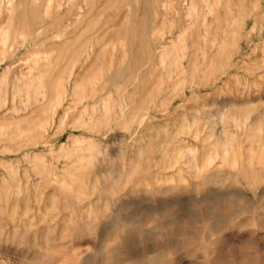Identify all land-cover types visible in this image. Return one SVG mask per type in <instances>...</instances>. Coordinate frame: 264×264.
<instances>
[{
    "label": "rangeland",
    "instance_id": "obj_1",
    "mask_svg": "<svg viewBox=\"0 0 264 264\" xmlns=\"http://www.w3.org/2000/svg\"><path fill=\"white\" fill-rule=\"evenodd\" d=\"M19 1L0 264H264V0Z\"/></svg>",
    "mask_w": 264,
    "mask_h": 264
},
{
    "label": "bare ground",
    "instance_id": "obj_2",
    "mask_svg": "<svg viewBox=\"0 0 264 264\" xmlns=\"http://www.w3.org/2000/svg\"><path fill=\"white\" fill-rule=\"evenodd\" d=\"M201 1V0H200ZM203 1V3H204V5H205V7H207V9H208V7L210 6V4H209V1L208 0H202ZM215 1V0H214ZM193 2V1H192ZM216 2H217V0H216ZM230 3V2H229ZM18 4H23V5H26V3H25V0H20L19 1V3ZM184 4V3H183ZM227 4H228V2H227ZM193 6H195L194 7V10H195V8H196V5H193ZM202 6V5H201ZM213 6H215V5H213ZM220 6V5H219ZM20 7V6H19ZM31 7H32V5H31ZM198 7V6H197ZM193 8V7H192ZM199 8V7H198ZM201 8L202 7H200V9H199V11H202L201 10ZM204 8V7H203ZM210 8V7H209ZM223 7L221 6V9H222ZM205 9V8H204ZM105 10V9H104ZM209 10V9H208ZM227 10V9H226ZM11 12V11H10ZM198 12V11H197ZM211 12H212V10H211ZM12 13V12H11ZM10 13V14H11ZM15 13V12H14ZM14 13H12L13 15H15ZM103 13V12H102ZM196 13V12H195ZM17 14H18V18H19V20H20V22H22V24L24 23V24H28V23H31L32 21H33V19H34V15H35V10L33 9V8H23L22 10H19L18 12H17ZM197 14V13H196ZM200 14V13H199ZM213 14V13H212ZM188 15H190V14H188ZM187 17V16H186ZM189 17V16H188ZM212 17V16H211ZM250 17V16H249ZM185 18V17H184ZM200 19V18H199ZM239 19V18H238ZM203 20V19H202ZM205 21V20H204ZM196 23V22H195ZM205 24V23H204ZM233 24V23H232ZM30 25V24H29ZM253 26V25H252ZM226 27H228V26H226ZM225 27V28H226ZM203 28V27H202ZM230 29H231V27H230ZM253 29V28H252ZM194 30V29H193ZM184 32V31H183ZM171 34V33H170ZM185 34V33H184ZM142 36V35H141ZM213 36V35H212ZM211 36V37H212ZM98 41L99 39L97 38H95V41Z\"/></svg>",
    "mask_w": 264,
    "mask_h": 264
}]
</instances>
